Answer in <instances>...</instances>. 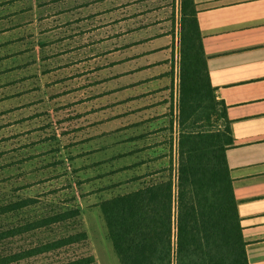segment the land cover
Listing matches in <instances>:
<instances>
[{
  "label": "crops",
  "instance_id": "0c3cea01",
  "mask_svg": "<svg viewBox=\"0 0 264 264\" xmlns=\"http://www.w3.org/2000/svg\"><path fill=\"white\" fill-rule=\"evenodd\" d=\"M193 2L231 122L226 158L248 263L264 264V0ZM180 34L181 0H0V67L4 51L8 63L18 59L0 70V79L13 75L0 83V126H61L36 140L46 151L34 162L49 155L62 178L59 159L75 157L86 188L111 179L117 163L139 183L176 168Z\"/></svg>",
  "mask_w": 264,
  "mask_h": 264
},
{
  "label": "trees",
  "instance_id": "16d2710c",
  "mask_svg": "<svg viewBox=\"0 0 264 264\" xmlns=\"http://www.w3.org/2000/svg\"><path fill=\"white\" fill-rule=\"evenodd\" d=\"M215 92L194 2L181 0L176 168L170 162L141 177L139 189L96 205L119 264H249L226 158L231 122ZM36 203L0 206V218ZM48 210L0 229V264H96L92 254L77 253L88 241L76 228L80 208Z\"/></svg>",
  "mask_w": 264,
  "mask_h": 264
},
{
  "label": "rangeland",
  "instance_id": "374dc122",
  "mask_svg": "<svg viewBox=\"0 0 264 264\" xmlns=\"http://www.w3.org/2000/svg\"><path fill=\"white\" fill-rule=\"evenodd\" d=\"M11 53L4 51L3 59L7 65L0 67V70H9L18 61V59L13 60L12 64L7 62L6 58L13 57L7 56ZM12 76L3 74L0 83H5ZM4 92L2 95L5 94ZM8 103L11 104L12 101H8ZM7 108L10 107L7 106ZM30 125L0 126V206L22 199L37 200L33 207L1 217L0 229L13 222L40 218L49 211L48 209L64 210L74 204L81 211L79 225L76 228L85 231L88 236L85 249L79 250L77 253L82 251L92 254L96 264H119L111 242L107 238L101 212L96 205L110 197L133 192L139 189L146 180L141 183L132 182L131 174H127L125 170H122L124 164L117 163L115 168H121L110 175L111 179L103 181L102 178L98 177L97 180H94L96 182L92 184L91 188H86L84 187L87 184L86 180L77 177V169L71 162L75 160V157L65 154L60 159L61 155L56 154L55 156L65 163L64 166H61L63 164L59 165L60 169L57 172H66L68 175L62 178L53 177L55 173L49 172L46 160L49 159V155L45 157L42 153L43 155L41 154L37 163L33 159L35 154L41 151L45 152L46 148L42 145L34 147L36 140L58 137L62 131L61 126H50L43 130V126H33L32 123ZM38 128H40V131L32 134L34 130L38 131ZM59 148L61 149V147ZM52 150L56 151L57 149ZM70 158L73 159L70 160ZM66 160L67 162H65ZM66 169L67 171H65ZM98 174H100V171H98ZM87 193H92L94 196L87 195ZM62 229L64 228H59L57 232H62ZM39 237L48 238L50 235L41 233Z\"/></svg>",
  "mask_w": 264,
  "mask_h": 264
}]
</instances>
